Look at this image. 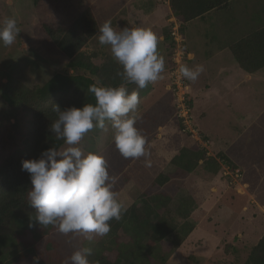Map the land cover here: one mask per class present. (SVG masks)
<instances>
[{"label": "rangeland", "instance_id": "1", "mask_svg": "<svg viewBox=\"0 0 264 264\" xmlns=\"http://www.w3.org/2000/svg\"><path fill=\"white\" fill-rule=\"evenodd\" d=\"M92 1L52 0L59 8L56 14L55 10L47 11L50 8H45L43 13L38 12L32 0H0V21L6 17L14 18L20 29L13 45L5 47L0 43V103L4 105L0 108V156L5 157L8 153L25 147V135L30 120V110L22 105L4 102V94L19 88L33 89L55 74H88L87 70L68 68V59L65 56L48 51L37 38L35 25L44 20L53 26L56 35L62 34L75 16ZM247 3L251 7L257 6L258 13L264 14V0H234L223 20L214 16L198 20L196 25L190 24L188 31L193 28L199 34L192 37L198 57L204 58V51L214 47V41L209 43L212 36L219 46L238 37L240 31L237 15L248 12L245 8ZM248 9L250 13H257L254 7ZM248 19L251 22L240 20L244 29L255 23L251 14ZM170 20L174 21V17ZM171 24L168 22L167 27L170 28ZM153 33L158 39V53L164 57L163 32L159 29ZM209 35L211 36L208 37ZM84 50L98 53V57L93 58L96 64L102 62V53L112 56L109 46H99L97 37ZM170 53L172 57L173 49H170ZM225 59H233L230 52L225 54L223 60ZM163 76L164 72L161 73V77ZM248 84L241 85V109L233 110L232 114L227 115L213 116L209 112L205 118H196L198 126L207 133L216 131L215 134L208 135L213 142L209 141L207 146L211 155L216 154L215 145L225 148V152L240 168L241 176L234 182L232 177L223 173L221 164L212 163L204 157L193 171L171 177L163 191L169 190L172 200L160 212L177 225L186 220L194 228L163 264H243L251 247L264 233V110L260 111L253 105H260L264 100L255 102L248 94L245 95V92L250 93L246 89ZM155 85L156 91L140 101L138 112L130 114L136 116L135 127L146 138V157L124 158L112 141L110 124L106 131L94 128L88 132L79 145L85 152H95L107 161L109 175L115 178L113 191L126 209L139 205V197L148 189L157 174L169 172L172 175V166L167 160L174 151L176 153L181 146L197 145L190 134L180 128L173 110L174 100L170 101L171 104L167 102L166 91L161 88L159 80ZM167 89L169 91V86ZM188 90L192 97L190 85ZM169 117L171 119L168 128L172 133L170 142L167 141V134H163L162 139L160 136V139L154 138L156 130L164 126ZM63 147L64 144L58 149ZM220 154L218 152L216 156ZM146 160L150 161V166H146ZM184 207H187L188 213L182 218L177 211ZM51 227L47 226V230H43L46 234L39 240V247L44 251L52 250L48 258L53 260V264H64L81 246L91 247V255L96 253L97 248L100 253L105 254L109 247V233L88 242L82 237L62 235L56 229L50 230ZM34 257L38 255L15 264H34Z\"/></svg>", "mask_w": 264, "mask_h": 264}, {"label": "trees", "instance_id": "2", "mask_svg": "<svg viewBox=\"0 0 264 264\" xmlns=\"http://www.w3.org/2000/svg\"><path fill=\"white\" fill-rule=\"evenodd\" d=\"M32 1L38 12L43 13L45 8H50L47 11L55 10L58 14L59 8L52 0ZM104 1L94 0L75 16L62 34L56 35L55 29L47 21L42 20L35 25L37 38L48 51L62 54L68 59V68L87 70V75L55 74L33 89L19 88L3 95L4 102L29 109L30 120L25 135V147L8 153L5 157L0 156V264H15L33 255H38V264H53V260L48 258L52 250L44 251L39 247V240L46 234L43 230L47 229L33 220L35 210L27 203V194L31 188L30 176L22 170L21 162L38 158L42 151L50 147L58 149L64 144L48 130L56 118L53 105H58L63 110L67 107H81L86 103L94 104L95 98L88 92L89 85L118 86L122 83L121 77L117 75L122 68L112 56L102 53V62L96 64L93 58L98 57V53L84 50L97 37L99 26L110 17ZM229 2L230 0H169L173 16L180 23L182 35L183 24L211 9L226 8ZM117 6H121L120 1L114 7ZM168 22L172 23L170 19ZM170 28L167 29L165 37L171 41ZM170 44L173 49V42ZM183 46L188 52L185 40ZM229 49L244 71L252 72L264 67V27L237 40ZM169 62L166 70L172 66V62ZM169 100L173 101L170 93ZM191 103L192 114L196 119L193 99ZM178 123L182 128L181 122ZM200 133L205 140L210 141L201 129ZM197 145L182 146L170 160L172 175L169 172L157 174L148 189L139 197V205L126 209L119 221L113 219L109 222V247L105 254L100 253L97 248L95 254L87 257L89 264H163L179 247L192 232L194 225L186 220L177 225L161 214L160 210H165L172 200L171 192L163 190L173 175L179 176L193 171L204 157L217 164L214 157L207 155L205 147ZM223 159L234 167L231 162ZM177 212L180 217L185 218L188 209L184 207ZM243 264H264V233L251 247Z\"/></svg>", "mask_w": 264, "mask_h": 264}, {"label": "clouds", "instance_id": "3", "mask_svg": "<svg viewBox=\"0 0 264 264\" xmlns=\"http://www.w3.org/2000/svg\"><path fill=\"white\" fill-rule=\"evenodd\" d=\"M19 33L14 18L0 21L3 46L13 45ZM96 35L98 43L109 46L113 59L121 66L122 71L117 75L122 83L118 86L89 85L88 92L94 96V104L63 110L53 105L56 118L48 130L57 140H62L65 147H50L38 158L21 162L22 170L30 176L27 203L35 210L33 220L40 226L51 225L62 235L82 237L88 242L106 236L111 230L109 222L119 221L126 208L113 191L115 178L109 175L107 161L95 152H85L80 142L94 128L106 131L110 124L112 141L124 158L146 157V138L135 127L136 116L130 115L138 108L139 92H129L127 85L144 89L165 71L164 57L157 50V36L150 29L125 27L117 30L106 20ZM203 70L202 65L190 68L187 64H181L178 69L180 76L189 81H195ZM145 164L150 166V161L146 160ZM91 253V247L81 246L64 264H89L87 257ZM33 261L38 264L39 257H34Z\"/></svg>", "mask_w": 264, "mask_h": 264}, {"label": "crops", "instance_id": "4", "mask_svg": "<svg viewBox=\"0 0 264 264\" xmlns=\"http://www.w3.org/2000/svg\"><path fill=\"white\" fill-rule=\"evenodd\" d=\"M94 1V0H93ZM92 1V2H93ZM120 1V7H114L118 5ZM234 0H230L229 5L223 9H211L204 14L189 20L187 23L183 24V36L185 40L186 49L190 55L189 59L187 60V66L190 68H195L197 65L203 66V71L200 73L199 77L195 81H189L191 95L193 99V112L197 118H205V115L209 112L211 114L217 115H227L232 114L233 110L241 109L239 107L241 105V99H239L242 95L241 85L243 83H249L248 88L250 93L245 92V95L248 94L251 100L257 102L264 100V67L252 71L247 72L244 71L232 56L229 47L236 42L237 40L249 35L250 33L263 28L264 27V14L258 13L257 6H252L257 11L250 13L249 9H252L250 3L245 5V8L248 12L243 14H238V29L240 33L238 34L237 38L230 40L228 42H224L220 44V46L216 43V41L212 38L209 39V43H213L214 47L206 49L204 51V58L202 56L198 57L195 53V48L193 47V38L199 34L196 31L192 30L188 31L190 28V24L196 25L198 20H202L203 18H210L214 16H219V18L223 20L224 14L230 8V4H232ZM115 3V4H114ZM105 9L109 12L110 17L109 20L112 21V27L119 30L125 27L128 28H146L150 29L152 32L162 30L164 35L165 42L163 43L164 48V60H165V71L169 65L170 61V47L171 41L168 37H165V33L167 32V23L169 19L173 16L169 0H105L104 1ZM111 5V6H109ZM108 14V15H109ZM228 14V13H227ZM252 15V19L255 20L254 24H250L247 28H243L244 25L241 24V21H249V15ZM256 15V16H255ZM222 16V17H221ZM193 22V23H192ZM251 22V21H249ZM227 25L229 23H226ZM244 30H242V29ZM209 35L208 37H210ZM100 46V44H99ZM230 52L233 59H225V54ZM164 71V73H165ZM162 86L161 88L166 91V98L167 102L169 100V91L167 89V79L166 73L165 76L158 79ZM155 82H150L147 87L144 89H137L136 85L128 84L127 88L128 91L131 92L133 90H137L139 92V99L140 101L143 100L146 96L152 94L156 91ZM255 83V85H253ZM171 104V102H170ZM140 105V102H139ZM254 107L257 106L258 110H264V103L258 104L253 103ZM138 112V108L135 113ZM134 113V114H135ZM173 115V114H172ZM149 118V116H147ZM171 118L169 117L167 123L158 128L155 132L156 136L154 138L160 139L158 136L163 138V134H167L166 138L167 141L172 137V133L168 128V123ZM202 133L208 137V135H213L216 133H207L204 131L200 126ZM208 139H210L208 137ZM211 141V140H210ZM212 142V141H211ZM160 144L161 141H159ZM213 143V142H212ZM160 144L158 145L160 147ZM170 144V143H169ZM215 145V143H214ZM174 147L173 144L171 146ZM182 147V146H181ZM180 147V148H181ZM216 147L215 153H221L222 156H216V154L212 157H223L227 161L231 162L234 168L240 169L235 160H233L228 153L225 152V148L214 146ZM161 148V147H160ZM179 148V149H180ZM178 149V150H179ZM211 153V150H209ZM162 152V151H161ZM178 151H176L177 153ZM174 153L169 156L168 162L170 163L171 158L176 154ZM157 155V153H156ZM216 160V158H215ZM236 165V166H235Z\"/></svg>", "mask_w": 264, "mask_h": 264}, {"label": "built area", "instance_id": "5", "mask_svg": "<svg viewBox=\"0 0 264 264\" xmlns=\"http://www.w3.org/2000/svg\"><path fill=\"white\" fill-rule=\"evenodd\" d=\"M170 27V36L173 42V56L171 58L172 66L166 70V79L170 94L174 100L175 116L182 124L181 129L188 135L190 134L194 140L193 142L197 143L200 147H205L208 156H213L209 151V147H207L209 142L201 135L199 126L192 114V97L188 90L189 84L187 79L182 78L178 71L180 65H186L190 57L183 46L184 37L180 31V23L174 18ZM216 160L221 164L223 173L232 177L234 182L237 181V178L241 176L240 170L226 163L222 157H216Z\"/></svg>", "mask_w": 264, "mask_h": 264}]
</instances>
